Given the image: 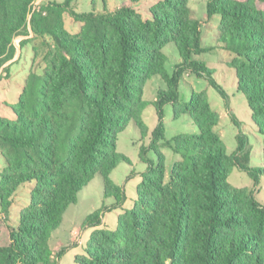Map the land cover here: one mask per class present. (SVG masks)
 Masks as SVG:
<instances>
[{"label": "trees", "instance_id": "obj_1", "mask_svg": "<svg viewBox=\"0 0 264 264\" xmlns=\"http://www.w3.org/2000/svg\"><path fill=\"white\" fill-rule=\"evenodd\" d=\"M80 13L75 0H0V67L32 43L33 63L43 52L41 71L31 69L16 103L13 119L0 115V264H57L49 239L68 206L94 176H102L104 197L122 208L125 191L110 174L128 158L117 151V136L133 120L143 138L145 107H155L158 122L139 158L147 164L131 209L117 214L115 228L100 227L104 207L89 214L93 228L76 264H264V205L254 190L228 182L238 168L258 183L264 176V0H210L207 15L220 16L219 42L232 55L238 90L263 137L262 165H249L250 145L239 132L237 148L227 153L215 127L220 121L206 90L192 91L179 101V80L186 70L205 78L223 96L213 70L195 58L200 47V22L189 0H158L149 18L135 8L141 0L113 10L107 0ZM94 0H92L93 4ZM80 23L69 32L64 14ZM174 43L181 61L166 70L163 48ZM158 77L165 88L152 101L142 95L146 83ZM173 117L188 114L197 127L191 134L164 139L163 106ZM233 122L239 124L233 117ZM167 146L181 159L165 180ZM152 150L156 161L147 153ZM33 182L30 200L10 223L12 197ZM111 210V209H108Z\"/></svg>", "mask_w": 264, "mask_h": 264}, {"label": "rangeland", "instance_id": "obj_2", "mask_svg": "<svg viewBox=\"0 0 264 264\" xmlns=\"http://www.w3.org/2000/svg\"><path fill=\"white\" fill-rule=\"evenodd\" d=\"M39 1L41 0H34V4L36 5ZM56 1L61 2L63 0ZM156 1L158 0H141L134 5V8L144 18H149V7ZM209 1H188V5L192 10V16L200 22L201 26L200 47L203 49V52L195 55V58L200 61H205L207 66L214 71L212 77L221 87L225 95L223 96L216 88L208 85L205 78L197 77L192 71L186 70L179 80V101H187L192 91L206 90L212 109L220 115V121L215 127V130L219 133L227 153H231L237 148L236 136L239 132H242L247 136L250 145L249 165L251 167H258L262 165L263 137L258 133L252 122V113L245 96L238 90L235 71L229 65L232 55L223 48L218 40L220 16L215 14L212 17H208L207 15V4ZM106 2L109 8L129 4L128 0H107ZM73 7L77 12L85 13L91 11L93 7L97 10H102L103 4L100 0H94L93 4L92 0H75ZM65 16L69 31L77 29V23L68 14ZM25 38V36L20 35L14 39L16 53L11 60L4 63L5 66L15 61L9 67L10 76L8 81H4L2 84L4 87L2 88L8 95V99L13 101V103H16L17 95L21 91L18 85H24L30 70L33 68L35 71L40 72L44 66L42 51L33 63L31 44L24 45L20 55V41ZM163 52L167 56L166 70L172 73L175 65L181 61L178 50L175 44L171 42L163 48ZM160 88H165V83L158 77H152L144 87L143 99L152 101ZM232 116L237 119L239 122L238 125L233 122ZM141 117L148 128V133L145 138L142 137L139 127L133 120L117 136V151L124 154L129 160V162L121 161L110 174L111 180L118 186H121L125 191L126 199L122 208L114 206L116 203L114 197H104L102 176L97 173L78 193L76 203L68 206L60 226L51 234L49 239L51 250L57 254L63 249V253L60 255V264H76L74 262V256L83 253L81 248L85 247L89 234L93 230L89 225L84 226L85 219L89 214L104 207L103 216L105 222L111 228H115L117 214L123 210L132 208L136 197V188L141 182V174L147 168V164L139 158V149L141 145L144 144L147 146L149 144L151 131L156 127L158 122L157 113L152 104L145 107ZM163 123L165 127L164 139L160 143L170 140L176 134H191L197 131L196 125L188 114H183L178 118L173 117L171 104H165L163 106ZM160 151L165 157V180H168L173 164L179 161L181 156L169 147L163 145L160 146ZM147 155L151 160L156 161V155L152 150H149ZM4 167L5 161L0 154V171ZM228 182L235 187H246L254 190L255 198L264 205V176L255 184L246 172L234 168L228 177ZM32 186L33 182L25 183L12 197L13 204L9 216L12 225L18 223L20 209L28 204ZM74 230H76L73 235L74 238H79L82 241L79 246L72 245L70 242L72 238L71 232ZM74 247L78 248L72 250Z\"/></svg>", "mask_w": 264, "mask_h": 264}, {"label": "crops", "instance_id": "obj_3", "mask_svg": "<svg viewBox=\"0 0 264 264\" xmlns=\"http://www.w3.org/2000/svg\"><path fill=\"white\" fill-rule=\"evenodd\" d=\"M45 1H49V0H41V1H39L36 5H35V7L38 5V4H40V3H42V2H45ZM51 1H56V0H51ZM56 2H59V1H56ZM107 7H108V5H107ZM109 8V7H108ZM116 8H118V7H116ZM110 10H113V9H115V8H109ZM66 13L63 15V18H64V23H65V27H66V29L69 31V29L67 28V23H66ZM72 20V19H71ZM77 23V25H76V28L77 29H75L74 31H69V32H71V33H76L77 31H78V29H79V26H80V23H78V22H76ZM28 31H29V35L28 36H25L26 38H32V36H33V32H32V30H31V28H30V26H28ZM27 44H31L32 45V43H27ZM15 45V44H14ZM16 47V46H15ZM21 52H22V48L20 47V55H21ZM16 53V52H15ZM11 60V59H10ZM18 60V59H17ZM16 60V61H17ZM13 62H15V61H13ZM13 62H10L9 64H7V65H5L4 66V64L0 67V115L1 116H3V117H7V118H9V119H13L14 118V114H13V112H12V110H11V108H10V105H12V104H14L13 103V101H10V99H8V95L6 94V92H5V90L3 89L4 87H3V83H4V81H8V79H9V76H10V73H9V67H10V65L13 63ZM4 69H6L5 71H4ZM6 76V77H5ZM4 79H6V80H4ZM3 87V88H2ZM22 87H23V85H18V88L20 89V90H22ZM20 93H21V91H20ZM20 93H18V95H17V99H18V97H19V95H20ZM100 227H107V228H110V229H112L109 225H107V223L105 222V220H104V216H102V224L100 225ZM76 230H74V231H72L71 232V236H72V238H71V240H70V242L72 243V245H76V246H79V244H81L82 243V241H81V239H79V238H74V232H75ZM83 237V236H82ZM78 247H74L72 250H76ZM81 250L83 251V248H81ZM52 253H53V256H56V253L54 252V251H52ZM60 262H61V257H59V258H57V264H60Z\"/></svg>", "mask_w": 264, "mask_h": 264}]
</instances>
